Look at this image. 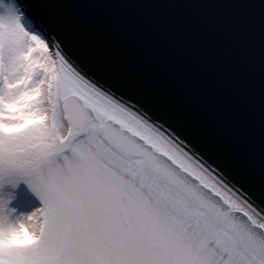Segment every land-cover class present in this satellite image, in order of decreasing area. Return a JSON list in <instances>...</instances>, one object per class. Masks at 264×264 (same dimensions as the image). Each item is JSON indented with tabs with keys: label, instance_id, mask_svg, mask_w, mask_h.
Segmentation results:
<instances>
[{
	"label": "snow or ice",
	"instance_id": "1",
	"mask_svg": "<svg viewBox=\"0 0 264 264\" xmlns=\"http://www.w3.org/2000/svg\"><path fill=\"white\" fill-rule=\"evenodd\" d=\"M0 264H264V207L0 0Z\"/></svg>",
	"mask_w": 264,
	"mask_h": 264
},
{
	"label": "water",
	"instance_id": "2",
	"mask_svg": "<svg viewBox=\"0 0 264 264\" xmlns=\"http://www.w3.org/2000/svg\"><path fill=\"white\" fill-rule=\"evenodd\" d=\"M21 2L70 62L264 207V0Z\"/></svg>",
	"mask_w": 264,
	"mask_h": 264
},
{
	"label": "rangeland",
	"instance_id": "3",
	"mask_svg": "<svg viewBox=\"0 0 264 264\" xmlns=\"http://www.w3.org/2000/svg\"><path fill=\"white\" fill-rule=\"evenodd\" d=\"M3 2L18 5L15 0H3ZM9 198H11L9 208L15 210L14 216L26 215L41 206V201L23 182L15 188L11 185L0 187V199Z\"/></svg>",
	"mask_w": 264,
	"mask_h": 264
}]
</instances>
